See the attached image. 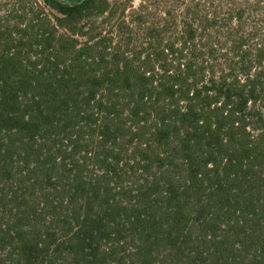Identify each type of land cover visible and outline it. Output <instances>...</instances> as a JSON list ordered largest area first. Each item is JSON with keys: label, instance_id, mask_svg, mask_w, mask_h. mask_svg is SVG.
<instances>
[{"label": "trees", "instance_id": "trees-1", "mask_svg": "<svg viewBox=\"0 0 264 264\" xmlns=\"http://www.w3.org/2000/svg\"><path fill=\"white\" fill-rule=\"evenodd\" d=\"M115 8L0 0V264H264V47Z\"/></svg>", "mask_w": 264, "mask_h": 264}, {"label": "rangeland", "instance_id": "rangeland-1", "mask_svg": "<svg viewBox=\"0 0 264 264\" xmlns=\"http://www.w3.org/2000/svg\"><path fill=\"white\" fill-rule=\"evenodd\" d=\"M64 1L74 3L80 0ZM110 1L116 7L113 22L121 20L137 22L139 18V21L146 25L156 24L161 32V35L158 34V36L164 39V44L182 35L187 25L194 24L196 27L203 26L207 21L213 22L214 26H210L209 36L206 35L205 38L201 27L198 37L201 38L204 35L206 49L210 47V44L214 45V56L210 57L212 61L210 62L216 63L218 66L223 61V53L229 48L226 41L231 30H235V35H237V30L241 29L246 39L245 48L251 47L255 52L262 46L264 47V0ZM139 40L137 38V42ZM152 50L150 49V51ZM205 52L207 53L208 50ZM210 59L207 57V60Z\"/></svg>", "mask_w": 264, "mask_h": 264}]
</instances>
